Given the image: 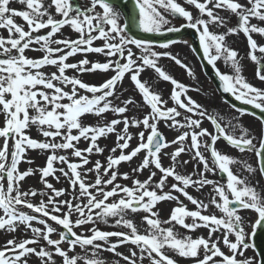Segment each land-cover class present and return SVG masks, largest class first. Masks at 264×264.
I'll list each match as a JSON object with an SVG mask.
<instances>
[{
	"label": "snow or ice",
	"instance_id": "6c2138e0",
	"mask_svg": "<svg viewBox=\"0 0 264 264\" xmlns=\"http://www.w3.org/2000/svg\"><path fill=\"white\" fill-rule=\"evenodd\" d=\"M10 2L0 0V29L8 33L7 37L0 35V231L14 234L23 227L24 235L30 232L31 236L17 239L13 235L6 240L0 247V264H29L32 256L39 264H57L56 257L60 264H179L169 253L192 258L194 264H264V254L245 255L248 249H255L246 225L253 227V238L264 231V193L257 190L260 182L251 180L257 171L264 177V117H258L262 129L257 139L239 123L244 115L254 113L235 105L231 107L236 115L231 117L205 109L188 95L202 88L195 73L168 50L181 41L155 45L129 35L130 25L121 21L130 14L114 6V0H90L88 5L82 0H16L25 10L10 8ZM115 3L121 5L123 0ZM184 4L193 6L197 14L177 0H133L136 26L143 33L157 35L194 30L202 53L198 58L213 69L220 82L218 90L264 113V89L248 82L242 58L227 40L240 33L246 37L247 57L256 65L255 78L264 82V45H258L252 35L264 37V26L251 23L252 19L264 23V0H184ZM219 10L229 16H221ZM14 17L25 23L17 24ZM232 17L237 23L229 27ZM175 18L185 23L169 26ZM65 27L77 34L75 39L63 33ZM41 30L47 31L41 34ZM98 40L102 43L94 46ZM182 42L192 48L188 41ZM26 51L41 56L30 58ZM89 54L104 59L91 60ZM77 55L84 58L68 62ZM164 58L184 69L196 84L185 85L166 72L159 63ZM221 61L229 72L222 73L217 67ZM47 66L55 71L44 72ZM147 69L156 74L155 80L141 79ZM69 70L72 75L67 74ZM109 72L113 74L99 84L82 79L85 74ZM126 77L140 100L124 97ZM160 81L172 85L167 99L157 90ZM108 113L114 118L108 120ZM89 115L97 118L96 124L84 123L83 118ZM204 119L212 125V132L202 127ZM161 124L177 132L173 140L167 139ZM33 127L42 139L29 134ZM109 135H115V146L106 162L93 163L90 157L105 151L98 141ZM134 139L138 140L135 147ZM81 140L87 142L84 149L78 146ZM221 140L240 154L253 153L256 165L223 152L217 147ZM170 147L174 150L168 152ZM30 151L46 153L45 164L21 171V163H34ZM141 153L144 155L130 173L119 172L122 163H131ZM183 154L189 159H181ZM164 158L170 160L167 167ZM89 164L92 167H87ZM189 164L194 165L193 171L182 173L180 169ZM235 165L239 167L234 169ZM145 170L149 175L140 180ZM37 174L43 187L23 190L22 182ZM217 174L219 180L210 178ZM49 177L57 183L65 180L68 188H55ZM118 180H131V186ZM206 187L210 188L206 200L189 192L203 193ZM37 196L39 203H33ZM64 196L68 199H60ZM181 196L195 210H190ZM161 202H175L165 219L157 210ZM248 210L257 215L255 221L242 214ZM137 215L139 223L133 219ZM101 224L126 231H104ZM177 226L188 233L204 228L207 236L193 238L177 231ZM53 234L59 238L52 239ZM221 243L230 254L221 250ZM128 245L133 246L128 255L117 251ZM103 252L119 259L109 262Z\"/></svg>",
	"mask_w": 264,
	"mask_h": 264
},
{
	"label": "rangeland",
	"instance_id": "374dc122",
	"mask_svg": "<svg viewBox=\"0 0 264 264\" xmlns=\"http://www.w3.org/2000/svg\"><path fill=\"white\" fill-rule=\"evenodd\" d=\"M177 2L181 3V5L186 8V10L192 12L194 15L197 14V10L193 6H189V5L184 4V0H177ZM201 2H203V0H201ZM242 2H243V0H242ZM89 3H90V0H82V4H84V5H88ZM9 7L13 8V9H17V10H25V6L16 2V0H11ZM97 11H102V10L97 8ZM219 14L221 16H225V17L229 16V13L225 12L223 10H219ZM14 20L17 24H24L25 23L19 17H14ZM121 22L124 23V20H122ZM184 23H185L184 20H182L181 22H178L177 20L172 19L171 25H169V26L179 27L181 24H184ZM236 23H237L236 18L232 17L231 22L228 26L229 27L234 26ZM256 24L258 26H264V23L261 24V22H257ZM25 30H27L26 25H25ZM211 30L215 31V32L226 31L225 28H212ZM46 31L47 30H41V34L45 33ZM63 33L66 36H71L73 39H75L76 35H77L68 27H65L63 29ZM0 35L7 37V35H8L7 30L0 29ZM252 35H253V39L257 41L258 45H264V37H261L259 34H252ZM227 40H228L229 44L231 45V47L233 49L237 50L240 57L242 58L241 62L243 65V75L246 77L248 82L252 83L254 86H256L258 88L264 89V82H261L255 78L256 65L253 62H251L250 59L247 57V53H248L249 49L247 46L246 37L242 33H240L239 35L228 36ZM180 41H181L180 43H176V44L172 45L170 47V49H168V50H170L174 54H178V56L182 60H184L186 63H188V65L191 67L192 71L195 73V76L198 78L199 85L202 86L200 92L189 91L188 95L191 96L194 100H196L199 104L203 105L205 109H215L218 112L223 113L228 117H231L232 115H236V113L234 112V109H232L230 106H228L226 103H224V101L218 96L217 92L215 91V89L213 88L211 83L204 76V74L202 72V68H201L197 58L192 53L190 48L182 42V41H185V39L180 40ZM101 43H102V41L98 40L94 43V46H99ZM155 50L156 51H164V49H160L159 47H155ZM26 55L30 58H38L41 56V53L34 52V51H26ZM257 55H259V53H257ZM83 58L84 57L82 55H77L76 57L70 58L68 62L73 63V62H76V61L83 59ZM88 58L91 60H103L104 59L103 56H100L98 54H89ZM159 63L161 66L164 67L166 72H168L170 75H172L179 82H181L185 85H195L196 84V80H193L191 77H189L187 75L186 71L184 69L180 68L179 66L175 65L173 61H169L168 59L164 58V59H161L159 61ZM217 67L220 69V71L222 73H227L230 71L229 68L224 66L222 61L218 62ZM43 71L46 73H51V72L55 71V69L51 66H47L43 69ZM67 74L72 75L73 73L71 70H69V72ZM112 74L113 73H111V72L107 73L106 75L100 74V73L85 74L82 77V79L85 80L86 82L90 83V84H99V83H102L104 79L110 77ZM149 78H152L153 80L156 79V74L151 69H147L141 76L142 80L149 79ZM156 87H157V90L163 92L165 99H167L170 92H171L172 85L168 82L160 81ZM123 88L128 90L127 92L124 93V97L134 96L137 100H140L139 95L136 94L135 91L133 90L134 86L131 84L130 79H128L127 77L123 81ZM168 106L171 107V106H173V104L170 102ZM145 111H147V109H145ZM106 116H107L108 120L114 118L113 114H111V113L106 114ZM83 121L85 124H93L94 125L97 123V118L89 115V116L84 117ZM0 122H2V117H0ZM239 123H241L245 128L250 129L251 134H254L257 137V139H259V137L261 135L262 125L257 119L246 114L240 119ZM119 127L122 128L123 126L120 125ZM202 127L206 128L210 132H212V130L210 129V126L208 124L207 119H204V121L202 123ZM160 128H161V131L164 133V135L167 137V139L169 141L173 140L177 135V132L175 130H169V129L165 128L163 124H161ZM131 131L135 133L138 130L137 129H131ZM29 134L33 138L42 139V137L39 136L38 131L35 127H33L30 130ZM0 143H2V141H0ZM98 143L101 147H105V151L102 155H95V154L92 155L90 157V159L93 161V163L96 160H100L102 163H105L106 157L110 154L109 150L115 146V135H109L107 138H101L98 141ZM131 143H132V146L135 147L138 143V140L134 139ZM189 143H190V141H189ZM78 146L81 149H84L88 145H87V142L81 140V142L79 143ZM170 148H172V147H170ZM170 148H168V149H170ZM222 151L228 153L229 155H231L233 157L239 156L242 159L252 163L253 165H256V163H257L256 157L253 153L240 154L237 150H233L227 146H225V149H223ZM46 155L47 154L43 153V152L38 153L36 151H30L28 153V156L34 160V163L31 165H29L27 163H21L19 166L20 170L24 171V170L28 169L29 167L36 168L37 166H40V167L44 166L45 161H46ZM116 155H119V151H117ZM143 155H144V153H141L140 157L134 158L131 163H122L119 166V172L120 173H124V172L130 173L131 169L136 167L139 164L140 159L142 158ZM73 159L75 160V158H73ZM181 159H185V160L189 159V155L183 154L181 156ZM163 164L166 167L169 166L170 160L168 158H164ZM56 166L60 167V165H56ZM87 167H92V164H89ZM193 167H194L193 164H189L186 169H180V171L182 173L183 172L191 173L193 171ZM233 167L235 169L236 167H239V165H235ZM242 174L247 175V173H242ZM57 175H60V174L57 173ZM148 175H149L148 171L145 170V172L142 175H139L138 178L140 180H144L147 178ZM210 178L217 179V180L220 179L218 174L216 176L210 175ZM48 179H49V182H51L54 185V187L57 189L68 188V183L63 179H61V182H59V183H57L51 177H49ZM88 179L94 180V177L89 176ZM251 180H252L253 184H255L256 181L258 180L260 183L257 186V190L264 193V182L262 180V177L259 175L258 171L254 174V176L251 178ZM172 182L173 181L171 180V178H169V183H172ZM117 183L127 184V185L131 186V180H127V181L118 180ZM22 187H23V190H28L29 188H35V189L39 190L43 186L40 183L39 176L37 174L34 176L27 177L25 179V181L22 182ZM209 191H210V188H208V187H206L203 190V193L197 192L194 189H189V192L191 195H193L194 197H196L198 199H200L201 197H204L205 200L208 197ZM174 195H179V194L174 193ZM60 199H68V196L61 197ZM181 200H183V199H181ZM39 201H40L39 196L32 198L33 203H39ZM183 201L185 204H187V206L190 210H193V208H192L193 205L188 204L185 199ZM170 203L175 204V202H161L160 204L157 205V210L160 211V213H161V219L167 218V216L170 214V210L172 208L170 206ZM22 210L30 213V210H28V209H22ZM213 211L218 216L221 215L219 213V211L214 209V208H213ZM2 214L3 213L0 212V215H2ZM204 214H210V213H204ZM242 214L250 217L252 221H255L257 219V215L254 212H252L251 210L245 211ZM73 219H75V217H73ZM133 219L135 220L136 223L140 222V216L139 215L133 217ZM188 222H191V221L189 220ZM49 223L52 224L53 227H57L58 231L60 230L59 226H56L54 224V222L49 221ZM33 226L43 227L42 225H37L35 223ZM99 227L104 231H126V229H123V228L114 229V228L105 226L103 224L99 225ZM77 231H80V230L78 229ZM177 231H179L181 233H185L187 235H192L193 238L200 236V235L207 236V229L197 230L195 233H188L187 230L182 229L179 226H177ZM246 231L249 233V242L252 243L251 242V235L253 233V227L251 225H246ZM13 235L17 239H23V238H29L31 236V233L29 232L28 235L25 236L23 227H21V229L14 234H7L3 231H0V247L3 246V244L5 243L6 240L13 238ZM51 238L52 239H58L59 237H58V234H53V236ZM61 247L64 249H67V244H63V245H61ZM129 247L132 248L133 246H131V245L121 246L120 248L117 249V251H119L121 253L123 252V254H125L126 251H128ZM220 247H221V250L223 252H225V254H230L229 250L223 245V243L220 244ZM76 251L79 252L80 250L77 248ZM101 255L105 259L109 260V262H111L113 259H119L117 257H114L113 254L108 253V252H103ZM169 255H172L175 259H177L179 261V264H194V260L192 258H180L178 256H175L174 253H169ZM245 255L247 257H254V256L257 257L254 249H252V248L248 249L246 251ZM201 258H202V256H201ZM215 259L219 260L220 258H215ZM56 260H57V264H60V258L56 257ZM29 264H39L38 258H36L35 256L30 257L29 258ZM121 264H124V262L121 261ZM145 264H147V262H145Z\"/></svg>",
	"mask_w": 264,
	"mask_h": 264
},
{
	"label": "water",
	"instance_id": "95a60500",
	"mask_svg": "<svg viewBox=\"0 0 264 264\" xmlns=\"http://www.w3.org/2000/svg\"><path fill=\"white\" fill-rule=\"evenodd\" d=\"M114 5L121 7L123 9V11L127 12L130 14V18L129 17H125V22H127L130 27H131V32L129 33V35H133L135 36V38H139V39H143V40H148V41H152L155 45H158L159 43L168 41V40H179L185 36H188L193 49H196L195 54L199 57H202L201 52L199 51V41H198V37L196 36V34L194 33V30L191 29H183L180 33H171V34H166V35H152V34H144L139 32L136 29V23H135V17H136V10L133 7V0H123V3L121 5H117L115 3L114 0ZM178 20H181L182 18H177ZM200 63L203 67L204 70V74L212 81V83L214 84V86L216 87L217 91L219 92L220 96L227 101V103L232 106L235 105L236 107L242 108L247 110V112H251L254 113L255 117H264V113H261L260 111H257L253 108L247 107L245 105H242L240 103H238L237 101L234 100V98L232 96H230L229 94H225L222 93L221 91L218 90V86H219V81L218 79L215 77L214 71L212 70V68L207 65V63L205 61H203L202 59H199ZM253 242L255 244V248L256 251L258 252V255H262L264 254V231H260L258 232L255 237L253 238Z\"/></svg>",
	"mask_w": 264,
	"mask_h": 264
},
{
	"label": "bare ground",
	"instance_id": "6f19581e",
	"mask_svg": "<svg viewBox=\"0 0 264 264\" xmlns=\"http://www.w3.org/2000/svg\"><path fill=\"white\" fill-rule=\"evenodd\" d=\"M257 22H259V21H257L256 19H252V21H251V23H253V24H256ZM262 24V23H261ZM187 41V40H186ZM241 103V102H240ZM247 106H250V105H247ZM251 107V106H250ZM258 110V109H257ZM208 124H209V126H210V129L213 131V127H212V125L209 123V121H208ZM225 142L223 141V140H221L219 143H218V145H217V147L219 148V149H221V150H223V149H225ZM174 150V148H170V149H167V151L168 152H171V151H173ZM178 194V193H177ZM180 199H183L184 200V197H180ZM200 199H203V200H205V198L204 197H201ZM187 201V200H186ZM187 203L188 204H190V202H188L187 201ZM191 205V204H190ZM170 206L171 207H174L175 206V204H172V203H170ZM192 208H193V210H195V206H192ZM202 229H204V228H200V229H198V230H202ZM129 249H130V247L128 248V251H126V255H128L129 254ZM123 253V252H122Z\"/></svg>",
	"mask_w": 264,
	"mask_h": 264
}]
</instances>
